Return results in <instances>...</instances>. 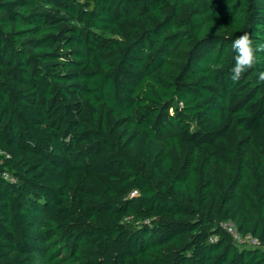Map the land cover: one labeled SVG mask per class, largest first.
<instances>
[{"label":"trees","instance_id":"trees-1","mask_svg":"<svg viewBox=\"0 0 264 264\" xmlns=\"http://www.w3.org/2000/svg\"><path fill=\"white\" fill-rule=\"evenodd\" d=\"M244 32L264 0H0V264H264L220 226L264 245Z\"/></svg>","mask_w":264,"mask_h":264},{"label":"clouds","instance_id":"clouds-1","mask_svg":"<svg viewBox=\"0 0 264 264\" xmlns=\"http://www.w3.org/2000/svg\"><path fill=\"white\" fill-rule=\"evenodd\" d=\"M235 52V63L230 69V79L233 83L241 80L246 71L255 67L258 62L257 53L264 52V43L256 44L247 32L236 37L231 44ZM258 80L264 82V71L259 72Z\"/></svg>","mask_w":264,"mask_h":264},{"label":"built area","instance_id":"built-area-1","mask_svg":"<svg viewBox=\"0 0 264 264\" xmlns=\"http://www.w3.org/2000/svg\"><path fill=\"white\" fill-rule=\"evenodd\" d=\"M220 226L229 232L234 240L242 245L254 247V246H264L260 239L254 237L252 235H244L240 229L238 228L237 224L233 220H225L220 223ZM217 237L213 236L211 240H215Z\"/></svg>","mask_w":264,"mask_h":264},{"label":"rangeland","instance_id":"rangeland-1","mask_svg":"<svg viewBox=\"0 0 264 264\" xmlns=\"http://www.w3.org/2000/svg\"><path fill=\"white\" fill-rule=\"evenodd\" d=\"M36 260L38 264H46L45 257L42 254L37 255Z\"/></svg>","mask_w":264,"mask_h":264}]
</instances>
